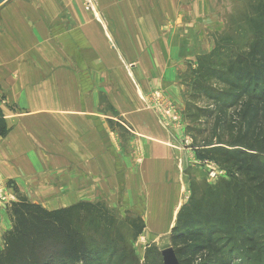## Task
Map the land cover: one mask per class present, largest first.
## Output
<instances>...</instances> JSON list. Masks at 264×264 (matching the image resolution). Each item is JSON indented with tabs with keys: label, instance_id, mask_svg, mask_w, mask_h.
I'll list each match as a JSON object with an SVG mask.
<instances>
[{
	"label": "crops",
	"instance_id": "obj_1",
	"mask_svg": "<svg viewBox=\"0 0 264 264\" xmlns=\"http://www.w3.org/2000/svg\"><path fill=\"white\" fill-rule=\"evenodd\" d=\"M11 2L0 9V93L19 110L0 103L9 127L0 138V192L12 201L32 199L47 209L85 200L121 205L140 215L148 229H164L177 214L188 180L181 167L188 160L194 163L189 149L166 143L168 132L149 106V59L160 80L152 86L161 90L169 85L162 73L167 59L156 47L149 58L148 47L140 50V65L128 69L109 41L121 36L116 21L107 20L105 26L93 16L83 18L82 34L76 37L87 42L83 38L78 47H58L41 29L38 37L28 33L23 17L7 16ZM133 34L138 38L137 31ZM43 44L51 47L49 55L88 57L69 67L52 61L56 67L44 77L50 83L42 82L45 63L27 79L24 56L41 55ZM90 55L101 63H91ZM121 130L129 133L124 149ZM10 227L0 206V245Z\"/></svg>",
	"mask_w": 264,
	"mask_h": 264
},
{
	"label": "trees",
	"instance_id": "obj_2",
	"mask_svg": "<svg viewBox=\"0 0 264 264\" xmlns=\"http://www.w3.org/2000/svg\"><path fill=\"white\" fill-rule=\"evenodd\" d=\"M247 23L243 48L232 35L221 39L199 57L187 81L184 111L200 140L196 158L215 162L226 178L199 197L193 192L180 209L171 237L179 264L185 250L212 248L224 232L250 246L262 240L255 234L264 231V4ZM8 131L0 108V138ZM8 214L12 225L3 236L0 264H112L129 247L121 222L99 202L47 209L23 198L10 204ZM126 224L137 235L145 226L141 218Z\"/></svg>",
	"mask_w": 264,
	"mask_h": 264
},
{
	"label": "rangeland",
	"instance_id": "obj_3",
	"mask_svg": "<svg viewBox=\"0 0 264 264\" xmlns=\"http://www.w3.org/2000/svg\"><path fill=\"white\" fill-rule=\"evenodd\" d=\"M258 3L264 4V0H16L11 2V8L5 12L7 16L23 17L28 33L34 31L38 37V31L41 29L58 47L61 45L78 47L81 40L88 41L86 37L81 40L76 38L82 34L81 21L85 16L101 18L105 26L107 20H115L121 36L117 39L110 38L109 41L117 49V53L120 54H117L120 56L119 61L124 66L128 69L131 65L138 67L140 62L136 59L140 56V50L145 52L148 47L149 58H151V50L156 47L163 60L167 59V65L162 72L169 83L166 90L155 87L157 84L152 86L160 80L158 75L153 74L149 59V93L147 94L149 106L159 115L168 132L166 143L172 148L189 149L188 152L193 153L194 163L188 160L186 166L181 167L188 180L179 201L177 214L170 216L172 220H167L163 225L164 229L151 230L145 225L143 231L137 235V228H129L126 219L141 218L140 215L121 205L112 207L106 202H99L114 214L117 221L121 222L120 232L126 245L129 246L122 253V259L113 258L110 261L112 264H163L161 251L168 247L176 250L171 237L180 209L189 202L193 192L199 197L206 186L216 185L220 179L226 178L225 170L215 162H202L196 158L195 148L199 147L200 140L196 130L192 132L189 130L185 117V94L188 88L186 86L190 71L196 67L199 57L209 53L221 39L230 38L232 35L235 37L234 43L240 48L244 47L245 36L249 34L247 19L255 13ZM135 31L139 33L138 38H133ZM47 46L43 44L41 55L28 52L25 54L24 73L27 79L32 77L36 73L34 70L43 63L47 64L45 68L42 67V82H45L49 78L44 77L50 69L56 66L69 67V64L76 66L86 62L84 58L88 57L81 54L71 55L69 52H67L69 54L49 55L51 47ZM89 57L91 63L98 62L96 56ZM100 57L102 58V55ZM52 61H56V66ZM18 76L13 74L12 77L18 78ZM6 97V93L2 91L0 103L10 104L9 108L12 111L19 110L18 105L7 104ZM119 135L124 149L129 133L121 130ZM211 169L216 172L214 177L209 173ZM2 180L0 175V189ZM20 199L23 197L12 201L5 193L0 192V206L7 214L10 204ZM47 202L50 203L51 200ZM168 217L169 215H166L167 219ZM9 222L12 225L10 217ZM6 232L3 233L2 239ZM225 233L227 232L217 235L220 237H214L218 239L212 248L204 244L205 246L196 254L185 250L184 255L181 256L183 264H264L263 230L255 234L256 238L260 237L262 240L257 241L254 246H250L248 239L241 236H235L231 240L228 233ZM189 245L190 242L181 246ZM0 246V249L3 248L4 240L3 245Z\"/></svg>",
	"mask_w": 264,
	"mask_h": 264
},
{
	"label": "water",
	"instance_id": "obj_4",
	"mask_svg": "<svg viewBox=\"0 0 264 264\" xmlns=\"http://www.w3.org/2000/svg\"><path fill=\"white\" fill-rule=\"evenodd\" d=\"M12 0H0V9ZM163 264H179L175 251L171 248H165L161 251Z\"/></svg>",
	"mask_w": 264,
	"mask_h": 264
},
{
	"label": "built area",
	"instance_id": "obj_5",
	"mask_svg": "<svg viewBox=\"0 0 264 264\" xmlns=\"http://www.w3.org/2000/svg\"><path fill=\"white\" fill-rule=\"evenodd\" d=\"M209 173H210V175H211L212 177H214L215 174H216V172L214 171V169H211Z\"/></svg>",
	"mask_w": 264,
	"mask_h": 264
}]
</instances>
